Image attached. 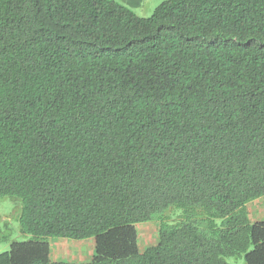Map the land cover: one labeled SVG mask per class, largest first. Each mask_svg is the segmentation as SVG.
<instances>
[{
	"label": "trees",
	"instance_id": "1",
	"mask_svg": "<svg viewBox=\"0 0 264 264\" xmlns=\"http://www.w3.org/2000/svg\"><path fill=\"white\" fill-rule=\"evenodd\" d=\"M0 196V264H264V0H0Z\"/></svg>",
	"mask_w": 264,
	"mask_h": 264
},
{
	"label": "rangeland",
	"instance_id": "2",
	"mask_svg": "<svg viewBox=\"0 0 264 264\" xmlns=\"http://www.w3.org/2000/svg\"><path fill=\"white\" fill-rule=\"evenodd\" d=\"M120 4L129 7L141 16L152 14L156 6L164 0H115ZM139 1L138 3H135ZM22 204L12 196H0V253L8 250L13 241H23L31 239L29 234H25L20 229L19 217ZM139 224L140 245L144 249L146 246L156 243L158 238V223ZM53 240V239H52ZM92 240V239H91ZM94 243V239L92 240ZM93 243L86 240L57 239L52 242V256L55 260L78 261L88 258L92 254ZM238 262H236V260ZM227 258L231 264H244V257ZM236 262V263H235Z\"/></svg>",
	"mask_w": 264,
	"mask_h": 264
},
{
	"label": "crops",
	"instance_id": "3",
	"mask_svg": "<svg viewBox=\"0 0 264 264\" xmlns=\"http://www.w3.org/2000/svg\"><path fill=\"white\" fill-rule=\"evenodd\" d=\"M263 201V198L256 200L252 204L249 205V211L252 220H264V206L260 207L259 203Z\"/></svg>",
	"mask_w": 264,
	"mask_h": 264
},
{
	"label": "clouds",
	"instance_id": "4",
	"mask_svg": "<svg viewBox=\"0 0 264 264\" xmlns=\"http://www.w3.org/2000/svg\"><path fill=\"white\" fill-rule=\"evenodd\" d=\"M150 223V222H149ZM156 223H158V222H156ZM144 224H148V223H144ZM143 224V225H144ZM140 230V229H139ZM158 230H159V223H158ZM141 235V234H140ZM51 242H53V240H51ZM157 242V241H156ZM140 248H141V245H140ZM142 249V248H141Z\"/></svg>",
	"mask_w": 264,
	"mask_h": 264
}]
</instances>
